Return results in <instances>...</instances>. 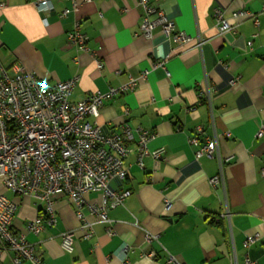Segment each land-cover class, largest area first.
<instances>
[{"label": "crops", "instance_id": "0c3cea01", "mask_svg": "<svg viewBox=\"0 0 264 264\" xmlns=\"http://www.w3.org/2000/svg\"><path fill=\"white\" fill-rule=\"evenodd\" d=\"M150 1L189 35L187 43L166 37L161 27L145 36L137 0H91L68 16L62 12L72 8L71 0H51L48 15L38 0H0L4 66L18 61L50 84L78 77L72 102L108 94L133 77L137 86L109 96L90 120L104 132L127 123L148 131L155 135L150 148L164 151L160 162L145 156L139 164L137 152L126 158L127 178L113 179L109 189L131 195L108 211L110 223L82 209L93 223L89 238L65 195L54 197L55 227L29 232L40 201L13 194L0 181V194L19 207L13 230L24 233L47 264H174L171 256L180 264H234L247 256L264 264V0ZM219 8L235 32L220 33ZM76 23L90 52L68 43ZM199 127L201 145L219 141L224 170L216 185L210 180L221 173L218 156L196 158L191 145ZM89 201L100 204V195L91 193ZM66 232L74 235L71 251L62 245ZM12 257L4 253L0 264H14Z\"/></svg>", "mask_w": 264, "mask_h": 264}, {"label": "built area", "instance_id": "2783aa9c", "mask_svg": "<svg viewBox=\"0 0 264 264\" xmlns=\"http://www.w3.org/2000/svg\"><path fill=\"white\" fill-rule=\"evenodd\" d=\"M90 1L71 0L72 8L65 9L62 16L78 11L83 2ZM137 5L141 10V31L145 36L150 37L154 29L161 27L166 37L176 42L187 43L190 40L185 32L176 31L174 22L150 0H137ZM38 6L39 11L46 15L53 8L51 0H38ZM224 12L219 8L215 15L220 33L235 32ZM240 15L243 13L233 14L234 17ZM68 43L79 51H91L80 23H76L75 29L68 34ZM97 66L100 70L104 67L100 59ZM78 81L79 78L74 77L50 84L34 72L27 71L18 61L6 67L0 60V181L13 194L36 197L40 201L41 214L28 226L29 232L35 235L55 227L57 211L54 197L65 195L78 207V217L83 220L82 228L89 238L94 231L93 223L86 220L82 209L88 206L90 213L101 223H110L108 211L123 205L131 195L130 190L109 189L113 179L123 181L127 178L126 158L137 152L139 164L145 156H151L158 162L163 159V149L150 148L155 135L148 131L132 129L127 123L118 131L104 132L96 121L90 120L100 116V109L109 96L134 89L138 84L136 79L130 76L129 82L120 89H111L108 94L94 92L81 101L72 102L70 97ZM124 111L129 113L128 109ZM202 132L199 127L192 134L191 145L196 149V158L218 156L221 173L210 180L216 185L223 180L224 170L219 141L208 138L201 145L199 135ZM263 134L264 124L259 132L260 136ZM94 192L100 195V204H90L89 195ZM18 208L14 200L0 194V256L12 253L14 264H47L25 234L13 230ZM107 232L112 235L110 228ZM254 238L249 237L246 244ZM73 244V233H63V247L71 251ZM169 262L180 264L173 256ZM234 264L256 263L247 256L244 262L235 260Z\"/></svg>", "mask_w": 264, "mask_h": 264}]
</instances>
